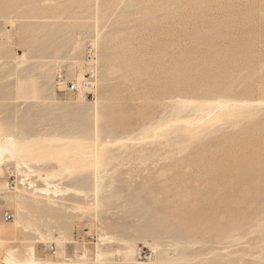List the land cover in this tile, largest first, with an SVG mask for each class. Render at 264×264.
I'll return each instance as SVG.
<instances>
[{"label":"rangeland","instance_id":"rangeland-1","mask_svg":"<svg viewBox=\"0 0 264 264\" xmlns=\"http://www.w3.org/2000/svg\"><path fill=\"white\" fill-rule=\"evenodd\" d=\"M0 133V264H264V0H0Z\"/></svg>","mask_w":264,"mask_h":264},{"label":"bare ground","instance_id":"bare-ground-1","mask_svg":"<svg viewBox=\"0 0 264 264\" xmlns=\"http://www.w3.org/2000/svg\"><path fill=\"white\" fill-rule=\"evenodd\" d=\"M47 75H48L47 72L42 73L43 78H46ZM63 83L66 84V87L64 88L66 89L68 82H65L63 78L60 81V85L56 86V88H60V86ZM78 97H80V95H78ZM77 100H79V98H77ZM45 142L47 141L46 140L38 141L36 139L18 140L16 137H14L11 134L0 133V165H2L6 161L12 160L15 165L16 173L20 174L21 171L25 172L22 175L23 177L19 179L20 183L27 181L25 182V187H22L20 189L16 188L17 193L15 197H17L18 199H21L22 197H31L34 199L36 198L35 195H37L38 193L44 195H50L43 202H40V207L42 209L51 210V209H55V207L61 209H67L71 207L68 203L64 201L65 198L63 197V195H65L67 192V188L60 184V179L57 178V175L53 173L41 174L38 168L31 169V167L27 164V162L23 160V158H25L28 154L27 153L28 149L34 148L37 145L39 147L41 146V143H45ZM24 167L26 168V170H22V168ZM18 168H20V172ZM29 173L31 175H29ZM29 176H31V178ZM38 182H42L45 185V187L38 186ZM51 196L57 198H52ZM98 256H100V253L97 251L95 254V258L97 259ZM7 260L12 264H69L66 261L60 263L58 261H45V260L36 259L35 251L32 245H30L27 248L24 259L18 260L13 258L12 256V259L7 258Z\"/></svg>","mask_w":264,"mask_h":264},{"label":"built area","instance_id":"built-area-1","mask_svg":"<svg viewBox=\"0 0 264 264\" xmlns=\"http://www.w3.org/2000/svg\"><path fill=\"white\" fill-rule=\"evenodd\" d=\"M62 75H58L57 76V78H56V86H58V85H60V81L62 80ZM61 90V89H60ZM65 90H67V91H76V88H75V84L74 83H72V82H70V83H68L67 84V88L65 89ZM2 219L4 220V221H11L12 219H13V216H12V214H10L9 212H4L3 214H2ZM51 249H52V247H50Z\"/></svg>","mask_w":264,"mask_h":264}]
</instances>
